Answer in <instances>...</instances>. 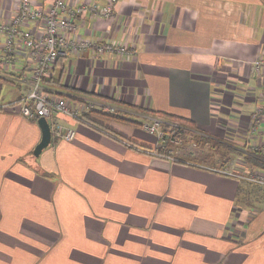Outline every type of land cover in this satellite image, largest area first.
I'll list each match as a JSON object with an SVG mask.
<instances>
[{
    "label": "crops",
    "instance_id": "1",
    "mask_svg": "<svg viewBox=\"0 0 264 264\" xmlns=\"http://www.w3.org/2000/svg\"><path fill=\"white\" fill-rule=\"evenodd\" d=\"M36 2L47 10L54 0ZM16 8L0 0V23ZM75 22L71 37L134 54L57 61L45 91L81 116L55 114L75 136L52 135L39 157L42 130L20 104L32 66L9 56L0 36V264H264V211L255 208L264 196L225 174H264V152L253 149L264 135L247 132L264 95V70H254L264 59V0H117L111 18ZM27 28L44 34L38 23ZM153 112L191 121L183 148H162L144 129L168 123ZM222 142L232 145L224 160Z\"/></svg>",
    "mask_w": 264,
    "mask_h": 264
},
{
    "label": "built area",
    "instance_id": "2",
    "mask_svg": "<svg viewBox=\"0 0 264 264\" xmlns=\"http://www.w3.org/2000/svg\"><path fill=\"white\" fill-rule=\"evenodd\" d=\"M117 0H111L107 5H99L96 2L79 3L77 0H54L49 9H44L36 0H16V12L6 23H0V36L6 38V53L9 56L24 55L27 63L32 66L30 88L26 96L20 101L21 113L28 119L46 118L50 124L52 135L58 139L72 140L75 132L64 129L53 118L55 114H65L79 119L80 113L70 108L65 99H57L48 95L43 86L45 79L53 73L55 65L60 58H67L73 53H83L91 50L98 56L115 54L120 57H129L134 54L128 46L120 42H92L71 37L77 30L76 19L83 15L92 18L109 19L114 15ZM30 23L42 25L44 34L35 36L33 31L27 28ZM256 73L264 70V59H259L254 64ZM93 108L94 104H90ZM107 113L116 112L114 108L105 106ZM248 134L252 136L264 135V95L261 104L257 105L251 113ZM163 122L154 120L151 124H145L144 129L155 134L160 144L167 145L168 139L162 128ZM177 146L183 145V140L174 141ZM163 148V147H162ZM255 151L264 152V148L254 145ZM161 152L156 150V154ZM226 175L240 177L252 185L264 188V176L257 172H250L245 176L225 172Z\"/></svg>",
    "mask_w": 264,
    "mask_h": 264
},
{
    "label": "trees",
    "instance_id": "3",
    "mask_svg": "<svg viewBox=\"0 0 264 264\" xmlns=\"http://www.w3.org/2000/svg\"><path fill=\"white\" fill-rule=\"evenodd\" d=\"M153 114L161 117L162 120L168 122V123H163V126H162V128H163V130L165 132L166 138L168 139V142L169 141H176V140H179V139H186V138L189 137V135L191 133V131H189V129L192 126V123H191L190 120H183V119H181V118H179L177 116H173V115H170V114H159L157 112H153ZM109 116H112L114 118H117V117H115V115H109ZM169 123L175 124V125L174 126H171ZM187 131H189V132H187ZM187 133H188V135H187ZM186 140H188V139H186ZM258 153L261 154L262 151L261 152L259 151ZM160 156L161 157H164V158H168L169 155L168 154L166 155L165 152H161ZM258 157H259L258 161L260 160L259 162H262L263 163L264 162V157L263 156H260V155ZM255 189H256L255 190V193H257V194L258 193L264 194V191L260 190V187L255 188Z\"/></svg>",
    "mask_w": 264,
    "mask_h": 264
},
{
    "label": "rangeland",
    "instance_id": "4",
    "mask_svg": "<svg viewBox=\"0 0 264 264\" xmlns=\"http://www.w3.org/2000/svg\"><path fill=\"white\" fill-rule=\"evenodd\" d=\"M251 116V115H250ZM250 120H252L251 118H250ZM251 122V121H250ZM195 127L194 126H191V128L189 129V131H195V129H194ZM189 131H187V132H189ZM198 132V131H197ZM187 135H188V133H187ZM188 137V136H187ZM186 139H188V138H186ZM184 141H185V139H184ZM223 144H224V147L222 146V145H219L220 146V155H221V158H222V160H224V159H227V158H225L227 155L229 156V151L230 150H228V147L227 146H232L231 144H228V143H226V142H222ZM196 144L197 145H195L196 146V148L201 144V146H203L204 145V143L203 142H200V141H198V142H196ZM258 145V144H257ZM181 147L183 146V145H180ZM214 146V148H215V146H216V148H218L217 146H218V144L217 145H213ZM161 147H165V144H161ZM170 147V146H169ZM227 147V148H226ZM183 148V147H182ZM181 148V149H182ZM219 149V148H218ZM170 150V148L167 150V151H169ZM261 150V149H260ZM259 150V151H260ZM206 152L207 153H209L210 151H207L206 150ZM211 155H215V153H214V150H212L211 152ZM217 156V155H216ZM231 156H236V153H231ZM232 158V157H231ZM256 158H259L258 156L256 157ZM207 160V159H206ZM217 160H218V163L220 162V160L221 159H218L217 158ZM211 161H213V160H211ZM206 163H212V162H208V161H206ZM216 163V162H215ZM264 163V162H263ZM215 165H217V164H215ZM257 175H263L264 176V174L263 173H261V171L259 172V171H257ZM241 176H243V175H241ZM264 189V188H263ZM264 196V194H260V193H258L257 194V198H261V197H263ZM258 200V199H257ZM255 208H256V210L258 211V212H260V211H264V201L263 200H261V199H259L258 200V203H255Z\"/></svg>",
    "mask_w": 264,
    "mask_h": 264
},
{
    "label": "water",
    "instance_id": "5",
    "mask_svg": "<svg viewBox=\"0 0 264 264\" xmlns=\"http://www.w3.org/2000/svg\"><path fill=\"white\" fill-rule=\"evenodd\" d=\"M38 124L42 130V140L34 150V155L39 157L41 153L51 145L52 142V131L50 124L46 118H40Z\"/></svg>",
    "mask_w": 264,
    "mask_h": 264
}]
</instances>
